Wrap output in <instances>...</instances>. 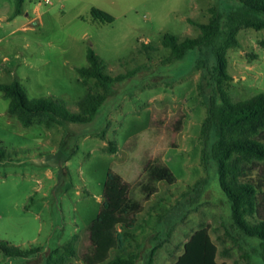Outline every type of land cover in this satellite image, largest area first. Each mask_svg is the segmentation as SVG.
Masks as SVG:
<instances>
[{
    "label": "rangeland",
    "instance_id": "rangeland-1",
    "mask_svg": "<svg viewBox=\"0 0 264 264\" xmlns=\"http://www.w3.org/2000/svg\"><path fill=\"white\" fill-rule=\"evenodd\" d=\"M237 4L26 0L23 13L15 15V0H0V84L18 80L30 99L55 97L76 113L89 91L104 93L96 80L79 78L89 48L104 61L108 75L136 72L110 87L89 123L36 121L24 127L9 113L0 90V148L7 151L0 162V240L40 249L29 258L0 252V264H44L56 250L59 264H87L91 223L123 211L135 213L132 228L150 248L145 235L156 231L157 214L182 201L181 193L204 177L208 184L201 202L183 219L177 217L153 264L175 263L200 228L209 231L220 263L264 264L259 242L237 237L218 166L203 156L208 91L205 68L197 64L201 53L196 49L172 60L163 45L166 33L182 40L197 37V23H208L213 10L229 11ZM93 10L112 21L96 19ZM237 37L240 46L226 51L231 79L222 84L233 104L264 93V29H242ZM148 176L153 184L140 186Z\"/></svg>",
    "mask_w": 264,
    "mask_h": 264
},
{
    "label": "trees",
    "instance_id": "trees-1",
    "mask_svg": "<svg viewBox=\"0 0 264 264\" xmlns=\"http://www.w3.org/2000/svg\"><path fill=\"white\" fill-rule=\"evenodd\" d=\"M25 1L15 0V15L23 13ZM237 2L229 11L213 10L208 23H197L200 28L197 37L182 40L177 35L166 33L163 45L170 48L172 60H182L196 49L201 53L197 64L205 68L204 87L208 91V115L201 131L205 144L203 156L218 166L220 185L230 201L231 226L237 237L257 240L259 255L264 260V93L233 104L222 88L223 82L231 79L227 72L226 51L240 46L239 31L264 29V0ZM92 13L102 22L112 21V17L105 13L96 10ZM261 45L264 47V40ZM87 60V66L77 69L79 78L96 80L104 93L89 91L79 100L78 112H72L64 101L55 97L30 99L21 82L15 80L11 84H0L4 98L9 101V113L17 117L24 127H31L36 121L48 125L61 120L92 122L110 94V87L136 72L108 75L104 61L92 48L88 49ZM213 135L215 139L211 142ZM6 158L7 151L0 148V162ZM149 169L150 166H146L145 173ZM149 184H153V180L148 176L140 186ZM207 184V177L198 179L181 193L182 201L157 214L156 231L145 235V240L152 241V246L147 249L132 228L136 221L135 213H114L105 220L97 218L89 228L91 250L85 257L87 264H153L157 251L170 240L177 217L183 219L190 208L201 202ZM156 209L155 205L151 207L152 211ZM112 250L114 254L110 255ZM39 251V248L23 250L0 240V252L8 258H29ZM58 252L48 254L44 264H59L55 258ZM217 257L218 247L209 231L200 228L185 243L183 253L173 264H223Z\"/></svg>",
    "mask_w": 264,
    "mask_h": 264
},
{
    "label": "crops",
    "instance_id": "crops-1",
    "mask_svg": "<svg viewBox=\"0 0 264 264\" xmlns=\"http://www.w3.org/2000/svg\"><path fill=\"white\" fill-rule=\"evenodd\" d=\"M128 203H125V205L123 206L124 208H125V206L127 205ZM130 204V203H129ZM123 208V209H124ZM123 213H125V214H130V212H127V211H123Z\"/></svg>",
    "mask_w": 264,
    "mask_h": 264
}]
</instances>
